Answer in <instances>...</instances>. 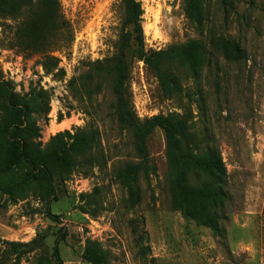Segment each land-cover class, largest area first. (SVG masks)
I'll return each instance as SVG.
<instances>
[{
  "label": "rangeland",
  "instance_id": "obj_1",
  "mask_svg": "<svg viewBox=\"0 0 264 264\" xmlns=\"http://www.w3.org/2000/svg\"><path fill=\"white\" fill-rule=\"evenodd\" d=\"M135 1L150 64L127 58L131 110L140 122L181 120L183 149L218 156L219 233L175 207L178 171L162 129L146 143L149 169L131 174V134L118 122L111 79L94 71L116 51L121 0H0L21 14L0 12V83L26 108L32 143L93 138L46 205L34 185L18 182L26 171L5 169L0 136V264H264V0ZM29 15L64 20L70 35L45 30L41 54ZM45 55L64 76L45 74Z\"/></svg>",
  "mask_w": 264,
  "mask_h": 264
},
{
  "label": "trees",
  "instance_id": "obj_2",
  "mask_svg": "<svg viewBox=\"0 0 264 264\" xmlns=\"http://www.w3.org/2000/svg\"><path fill=\"white\" fill-rule=\"evenodd\" d=\"M120 5L122 20L116 51L110 58L96 63L94 71L99 77L111 79L118 122L131 134L135 158L138 160L137 164L132 166L131 174L137 176L140 171L149 169L146 143L154 128L162 129L167 142L170 165L178 171L176 181L171 186L175 207L181 210L185 217L205 225L214 233H219L216 208L223 197L225 171L218 156L213 152L195 154L189 148L183 149L178 136H183L187 128L181 120L155 117L140 122L131 110L130 96L124 89L127 58L130 55L132 59L144 61L147 65L150 64V58L146 57L143 50L141 29L143 13L140 2L121 0ZM0 12L7 17L21 16L20 13L9 10L0 9ZM25 18L29 23H34L30 26L33 29L27 28V31L30 36L36 38L37 46L40 47L38 52L41 54H45V45L48 44L45 35L47 30L53 37L60 36L64 31L65 35H70L69 26L64 20L31 15ZM42 68L47 75L53 74L58 78L64 76L56 57L45 55L42 59ZM0 96L4 98V104L0 108V136L6 139L3 160L5 169L18 168L26 171L18 182L34 185L40 200L47 205L52 202L51 197L54 196L56 183L65 181L76 157L91 151L93 138L80 132L69 147L62 140L58 143L56 140L59 138H53L46 148L41 149L39 144L32 143L38 132L30 124L26 108L19 104L16 96L9 93L2 83ZM189 174H194L198 181L203 179L197 186L192 187L188 180ZM14 187L16 185L13 183L7 184V188L11 190ZM89 263L97 264L93 259H90Z\"/></svg>",
  "mask_w": 264,
  "mask_h": 264
}]
</instances>
